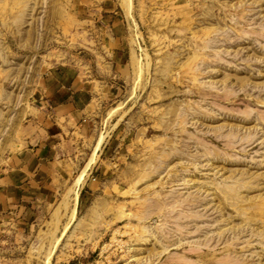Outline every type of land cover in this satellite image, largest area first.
Segmentation results:
<instances>
[{
  "label": "rangeland",
  "instance_id": "obj_1",
  "mask_svg": "<svg viewBox=\"0 0 264 264\" xmlns=\"http://www.w3.org/2000/svg\"><path fill=\"white\" fill-rule=\"evenodd\" d=\"M59 67L107 97L3 201ZM0 264H264V0H0Z\"/></svg>",
  "mask_w": 264,
  "mask_h": 264
},
{
  "label": "crops",
  "instance_id": "obj_2",
  "mask_svg": "<svg viewBox=\"0 0 264 264\" xmlns=\"http://www.w3.org/2000/svg\"><path fill=\"white\" fill-rule=\"evenodd\" d=\"M109 17L112 48L107 59L110 61L112 78L120 79L130 71V49L117 19ZM94 88L92 81L81 77L73 67H59L49 73L45 81L44 105L32 120L38 132H34L33 141L28 142L22 153L19 168L13 171L10 185L3 189L1 200L15 201L13 198L17 193L49 192L50 182L55 176L52 166L58 160H65L63 154L59 156L58 147L82 135L86 136L94 111L93 101L100 99L101 103L107 97L105 85L101 90L102 97L97 98Z\"/></svg>",
  "mask_w": 264,
  "mask_h": 264
}]
</instances>
